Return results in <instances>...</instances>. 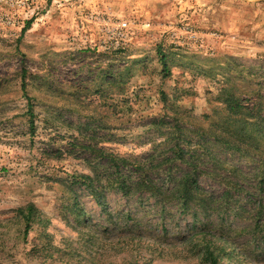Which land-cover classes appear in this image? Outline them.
Instances as JSON below:
<instances>
[{
    "label": "rangeland",
    "instance_id": "obj_1",
    "mask_svg": "<svg viewBox=\"0 0 264 264\" xmlns=\"http://www.w3.org/2000/svg\"><path fill=\"white\" fill-rule=\"evenodd\" d=\"M207 251L264 264V0H0V264Z\"/></svg>",
    "mask_w": 264,
    "mask_h": 264
},
{
    "label": "trees",
    "instance_id": "obj_2",
    "mask_svg": "<svg viewBox=\"0 0 264 264\" xmlns=\"http://www.w3.org/2000/svg\"><path fill=\"white\" fill-rule=\"evenodd\" d=\"M113 163L115 165H117V163H122L124 165L127 164V161L125 159H119V158H113L112 159ZM117 162V163H116ZM133 167L135 169L136 172H140L141 169V165L138 164H133ZM118 174V172L116 173ZM124 177H122V175L119 173V177L116 178L115 182L117 184V188L121 191H125V190H130L131 188L136 191L141 189L142 187H145V185H143V180H136L132 182V185L130 186V188H127V186L125 185V179H123ZM189 179L188 178H184L183 180H181L180 185H181V191L183 193V199L182 200L184 202V204H187V201L190 200L191 195H190V185L192 183H195L194 181L190 182V185L188 183ZM149 188V187H148ZM97 194V193H96ZM22 218L24 219L25 222V234L27 233V231L30 229L31 227V222L34 218V212H35V207L33 205H27L25 208L20 209L19 210ZM207 259L211 260L212 264H217V259L216 257L213 256V252L212 251H207Z\"/></svg>",
    "mask_w": 264,
    "mask_h": 264
},
{
    "label": "built area",
    "instance_id": "obj_3",
    "mask_svg": "<svg viewBox=\"0 0 264 264\" xmlns=\"http://www.w3.org/2000/svg\"><path fill=\"white\" fill-rule=\"evenodd\" d=\"M26 2H28L29 0H25Z\"/></svg>",
    "mask_w": 264,
    "mask_h": 264
}]
</instances>
